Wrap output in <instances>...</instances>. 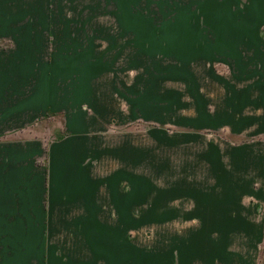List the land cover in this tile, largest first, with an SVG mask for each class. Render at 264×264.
Masks as SVG:
<instances>
[{
  "label": "crops",
  "instance_id": "1",
  "mask_svg": "<svg viewBox=\"0 0 264 264\" xmlns=\"http://www.w3.org/2000/svg\"><path fill=\"white\" fill-rule=\"evenodd\" d=\"M263 29L264 0H0V264H264V227L242 203L264 201L261 189L175 197L197 222L185 259H112L139 196L119 187L127 145L97 136L121 95L103 98L92 77L145 70V56L264 57ZM246 145L228 174L264 184V152ZM240 233L249 254L232 247Z\"/></svg>",
  "mask_w": 264,
  "mask_h": 264
},
{
  "label": "rangeland",
  "instance_id": "2",
  "mask_svg": "<svg viewBox=\"0 0 264 264\" xmlns=\"http://www.w3.org/2000/svg\"><path fill=\"white\" fill-rule=\"evenodd\" d=\"M144 58L145 70L92 73L103 98L112 86L121 95L113 93V121L99 122L97 136L113 147L127 145L119 187L139 196L132 200L133 213L122 217L132 229L128 241L114 246L112 259H185L184 235L197 222L183 215L191 201L175 197L264 191L257 173L254 182L253 177L233 182L226 162L238 145L264 152V133H258L264 117V57ZM61 125V117L44 121L49 141ZM117 162L113 157V168ZM222 173L225 182L220 183ZM242 203L256 209L251 219L264 227V201ZM261 237L257 259L264 256V231ZM246 240L236 234L233 249L249 254Z\"/></svg>",
  "mask_w": 264,
  "mask_h": 264
}]
</instances>
